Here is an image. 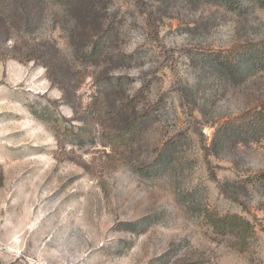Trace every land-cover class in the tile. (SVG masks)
<instances>
[{"label": "rangeland", "instance_id": "374dc122", "mask_svg": "<svg viewBox=\"0 0 264 264\" xmlns=\"http://www.w3.org/2000/svg\"><path fill=\"white\" fill-rule=\"evenodd\" d=\"M263 105L253 0H0V264H264Z\"/></svg>", "mask_w": 264, "mask_h": 264}, {"label": "trees", "instance_id": "16d2710c", "mask_svg": "<svg viewBox=\"0 0 264 264\" xmlns=\"http://www.w3.org/2000/svg\"><path fill=\"white\" fill-rule=\"evenodd\" d=\"M71 1V0H66ZM73 1V0H72ZM228 2L230 7L232 9H237L239 7V4L242 0H225ZM260 6L264 7V0H253ZM105 32L101 35H98V37H95L93 34H91L90 30L88 29V37H87V43L90 45V51L89 53L93 55L92 57L97 60L103 52V49L106 48L107 42L110 40L109 33L111 29L104 30ZM255 56L253 55L252 59H254ZM236 60L232 52H227L224 54V60L222 63L226 66L229 73L232 75V77H235L239 71V67L236 65ZM248 113H251L248 115ZM234 118L228 120L226 122L225 130L232 129L235 132L240 133H247L249 131H253L257 133L258 135L264 134V105L261 110H257L254 108L251 110V112L247 111L245 114H242L241 117ZM224 126H222L223 129ZM221 131V130H220ZM222 132V131H221ZM223 132V133H224ZM260 178H264V173L258 174ZM205 218L206 219H215V210H210V208H206L205 210ZM219 217V216H218ZM231 217L237 219V229L231 228V226L223 225L222 220L224 218ZM224 218H219V221L221 222V226L218 225L215 228L216 233L218 234H227L230 233L231 236L227 238V242L229 245L234 248L236 251L244 253L251 249L253 242L252 239L256 237V230L253 227L251 223H249L245 218L241 217L240 215H227ZM221 227V228H220Z\"/></svg>", "mask_w": 264, "mask_h": 264}]
</instances>
